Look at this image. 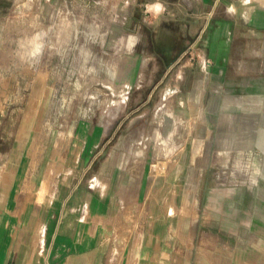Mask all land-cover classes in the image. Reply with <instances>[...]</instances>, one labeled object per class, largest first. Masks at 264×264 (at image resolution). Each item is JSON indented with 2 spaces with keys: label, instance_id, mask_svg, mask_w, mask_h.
Segmentation results:
<instances>
[{
  "label": "crops",
  "instance_id": "obj_1",
  "mask_svg": "<svg viewBox=\"0 0 264 264\" xmlns=\"http://www.w3.org/2000/svg\"><path fill=\"white\" fill-rule=\"evenodd\" d=\"M182 1L187 26L198 27L189 51L175 60L173 45L148 48L140 31L130 49L139 52L137 92L142 70L165 69L139 92L137 108L161 100L151 129L170 132L164 156L182 148L178 156L166 170L147 169L143 158L123 151L125 134L113 143L112 134L89 133L55 160L65 164L58 174L46 170L53 158L38 161V194L48 179L57 183L37 205L30 200L31 159L19 156L21 171L0 173V264H264V0ZM119 47L120 66L126 56ZM162 106L166 120L158 126ZM179 119L177 130L194 135L190 143L180 145L177 130L167 127ZM2 125L6 146L12 124Z\"/></svg>",
  "mask_w": 264,
  "mask_h": 264
},
{
  "label": "rangeland",
  "instance_id": "obj_2",
  "mask_svg": "<svg viewBox=\"0 0 264 264\" xmlns=\"http://www.w3.org/2000/svg\"><path fill=\"white\" fill-rule=\"evenodd\" d=\"M160 1H167L168 11L162 14L168 17L146 11V5L155 0H0V122L3 127L12 124L6 146L0 144V173L21 171L19 156H29L31 203L48 202L57 183L48 179L45 192L38 194L33 185L38 161L53 158L45 164L46 170L58 174L65 164L55 160H61L65 151L74 150L77 140L89 133L100 138L112 134L113 143L125 134L128 141L123 151L143 158L147 169L166 170L178 156L182 148L169 159L164 156V140L170 132L151 129L161 100L154 96L137 108L143 97L139 92L150 88L149 82L165 69H141L145 83L137 92L139 52L130 50L129 37H137L139 31L148 48L156 46L164 52L167 45H173L175 60L197 41L198 27L193 21L187 26L183 1ZM37 34L43 48L33 57V38ZM119 45L120 49L125 46L126 56L125 64L120 66L115 50ZM189 58L192 55L187 54L183 63ZM199 58L194 53L193 61ZM164 87L161 84L158 92ZM127 91L130 96L125 99L124 111L118 105L125 100L114 96H123ZM162 110L165 114L158 118V126L165 125L166 107L162 106L159 113ZM135 119L139 123L129 129ZM118 123L122 125L114 131ZM178 125L183 126V120L168 123L167 127L177 130ZM173 133L174 138L182 139L180 145L190 143L194 137L186 127ZM160 138L161 145L156 142ZM168 150L173 152L174 146ZM209 181L212 186L215 181L228 180Z\"/></svg>",
  "mask_w": 264,
  "mask_h": 264
},
{
  "label": "clouds",
  "instance_id": "obj_3",
  "mask_svg": "<svg viewBox=\"0 0 264 264\" xmlns=\"http://www.w3.org/2000/svg\"><path fill=\"white\" fill-rule=\"evenodd\" d=\"M164 10H165L164 5L160 2V0H155L154 3L146 5V11L149 13L161 14L164 12ZM40 40H41V36L39 34H37L33 38L34 48L33 51L31 52V55L33 57L38 56L43 48V44L38 42ZM129 40H130V46L134 45V43L136 42V38L132 36L129 37Z\"/></svg>",
  "mask_w": 264,
  "mask_h": 264
},
{
  "label": "bare ground",
  "instance_id": "obj_4",
  "mask_svg": "<svg viewBox=\"0 0 264 264\" xmlns=\"http://www.w3.org/2000/svg\"><path fill=\"white\" fill-rule=\"evenodd\" d=\"M204 84V83H203ZM202 91V90H201ZM165 114V111L162 110V112L159 113V115H161V117ZM164 144L167 145V141L164 140Z\"/></svg>",
  "mask_w": 264,
  "mask_h": 264
}]
</instances>
